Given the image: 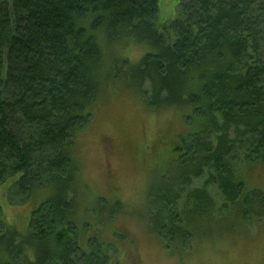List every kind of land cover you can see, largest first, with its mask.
<instances>
[{
	"label": "trees",
	"instance_id": "obj_1",
	"mask_svg": "<svg viewBox=\"0 0 264 264\" xmlns=\"http://www.w3.org/2000/svg\"><path fill=\"white\" fill-rule=\"evenodd\" d=\"M175 10L161 20L159 0H0V264L96 262L79 247L73 151L101 93L119 83L152 110L186 111L191 128L172 180L150 194L152 231L167 224L184 239L168 206L192 179L241 207L234 164H264V0H179ZM118 45L146 52L107 64L104 48ZM44 190L20 236L3 221L10 194Z\"/></svg>",
	"mask_w": 264,
	"mask_h": 264
},
{
	"label": "rangeland",
	"instance_id": "obj_2",
	"mask_svg": "<svg viewBox=\"0 0 264 264\" xmlns=\"http://www.w3.org/2000/svg\"><path fill=\"white\" fill-rule=\"evenodd\" d=\"M178 2L159 0L160 19L171 20ZM104 51L107 64L113 58L137 64L146 52L134 45ZM92 113L73 157L83 187L76 217L77 225H84L79 247L95 257L94 264H264V164H234L243 186L240 208L206 177L192 179L168 206L170 221L187 234L179 239L166 224L158 236L151 228L158 206L150 194L172 180L175 149L183 140L190 144L187 112L152 110L137 92L119 83L101 93ZM48 195L44 190L26 201L13 191L3 221L23 236L31 212ZM197 196L205 197V209Z\"/></svg>",
	"mask_w": 264,
	"mask_h": 264
},
{
	"label": "bare ground",
	"instance_id": "obj_3",
	"mask_svg": "<svg viewBox=\"0 0 264 264\" xmlns=\"http://www.w3.org/2000/svg\"><path fill=\"white\" fill-rule=\"evenodd\" d=\"M108 88V87H107Z\"/></svg>",
	"mask_w": 264,
	"mask_h": 264
}]
</instances>
